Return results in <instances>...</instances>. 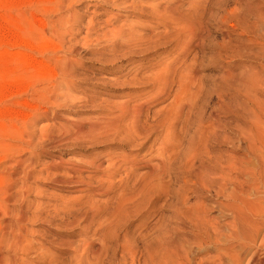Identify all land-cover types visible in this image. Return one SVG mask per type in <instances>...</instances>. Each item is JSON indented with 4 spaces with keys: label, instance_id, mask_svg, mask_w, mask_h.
I'll list each match as a JSON object with an SVG mask.
<instances>
[{
    "label": "rangeland",
    "instance_id": "1",
    "mask_svg": "<svg viewBox=\"0 0 264 264\" xmlns=\"http://www.w3.org/2000/svg\"><path fill=\"white\" fill-rule=\"evenodd\" d=\"M173 61L165 89L158 78ZM191 73L193 110L175 123L180 153L157 178L165 129L124 141L131 106L145 102L143 121L170 124L178 81ZM107 117L117 124L108 143L77 133ZM192 141L237 166L223 195L218 177L206 190L182 168ZM263 145L264 0H0L3 264L12 238L21 264H230L225 251L243 252L234 208H264ZM110 157L123 162L111 179L87 164Z\"/></svg>",
    "mask_w": 264,
    "mask_h": 264
},
{
    "label": "bare ground",
    "instance_id": "2",
    "mask_svg": "<svg viewBox=\"0 0 264 264\" xmlns=\"http://www.w3.org/2000/svg\"><path fill=\"white\" fill-rule=\"evenodd\" d=\"M191 35L192 36L189 38L190 41L188 40V42H190V43L193 40L197 39L195 31ZM135 40H137V39H135ZM133 42H135V41H133ZM198 42H200V41H198ZM175 64H176L175 61L170 62L167 65L168 67L166 68V71L168 70L167 73H162L158 78L159 83L165 89H167L168 86L171 87L172 84H175L174 80L172 79L171 74H170L172 72V68L174 67ZM196 77L197 76L195 73H191V75H188L185 78L182 77L179 79V81H178L179 89H178V92H176L177 93L176 100H179V102L175 103L174 108L172 110V114L170 113V124H148L147 121H143V119L141 118V115H142V111L145 109V106H146V105L144 106L145 102H140L138 104L136 103L133 106H131V112H133L132 113L133 124H131V127L128 129L129 137L127 138V140L124 139V141H126L127 143H130V144H134L137 142H139L141 144H145L148 141V139L150 138V136L155 132V130H157L158 128H164L165 129L166 135L164 136V138L162 140L161 149L158 150L156 152V155L154 156L156 161L153 165V173L151 172L152 174H155V176L157 178L168 173L170 171V169L173 168L172 166L175 164L177 156L180 153V149H181L182 144H181L180 135L178 134V131H177L178 124H175V123H176V120L179 118L181 111H183L185 108H188L187 109L188 111L193 110L192 108L194 106V101H192V93L195 92L194 89L198 85V81H197ZM127 107L128 106L124 104L123 107H121L122 111H125V109L127 110ZM113 119H114L113 117H107L106 120H103V121L101 120L100 122L92 123V124H89L88 126H85V127L79 126L77 129V133L81 135V136L79 135L81 138L90 139L89 141L92 140L95 142H107L108 143L109 141H111L109 133L117 127V124H113ZM204 134H205V132L201 133V135H204ZM190 148H191V152L189 154H187V159L184 161L182 168H184L185 171L188 170L187 174H189L188 173L189 171H191L192 173L194 172L193 173V177L195 180L194 183L197 184V186L198 185L201 186L202 189L208 190L211 187V185H210L211 182H210L209 178L217 179L216 177H218V179H219V182H218L219 191L217 194L223 195V192L226 190L225 189L226 184L231 179L230 171L231 170H237L238 169L237 166L234 163L230 162L229 160H225L224 158L222 159L219 156H217V158H215V159H210L208 156H205V155L201 156V154L194 147L193 141L190 144ZM262 149L264 150V145L262 146ZM118 158H120V156ZM263 158H264V151H263ZM108 160L109 161L105 167H104L103 163L97 162L94 160L88 162L87 164L90 165L91 167L96 166V168L104 170L103 171L104 176L106 175V178L111 179L115 174L118 173L119 169H121V167L123 166V162L120 160H114L113 157H110ZM123 161L126 162L127 160L124 158ZM197 162L200 166L204 167V169L194 170L193 167H194V165H196L195 163H197ZM262 165L264 167V159L262 161ZM79 170H81V168L80 169L79 168L77 169L75 167L69 168V171H71V173H73V172L75 173L76 171H79ZM258 174L259 175L256 177H259L258 179L261 180L259 183H262L264 185V168L262 170H260L258 172ZM69 180H70V178H69ZM184 201L186 202V200H184ZM243 203H244V200H243ZM186 204L188 205L187 202H186ZM182 206H184V205H182ZM121 208H123V207H121ZM222 211H223V209H222ZM230 211H231V209H230ZM234 211L235 212L233 214L235 217V221L233 222V226H232L234 239H236L239 242L243 252L225 251V254H227L229 256L230 264H264V208H263V206L260 204H251V203L245 202L243 204V206L235 207ZM178 213H180V215H181V213H183V212L180 211ZM186 215H189L188 211L186 212ZM196 222L197 221H195L194 224H198ZM207 222H208V219H207ZM18 224H19V221H18ZM197 226H200V225H197ZM13 228H15V227H13ZM199 229H202V226ZM11 230H10V232H11ZM14 231H15V229H14ZM208 232L209 231H207V233ZM205 233H206V231H205ZM217 236H219V235H217ZM217 236H215L216 239H218ZM231 236L233 237V235H231ZM9 237L10 236H8V239H9ZM12 239H11L10 243L14 247H12L13 249H11V248H9V249L11 252L13 251L12 252L13 254H11V257L9 256L10 257L9 262H6L5 264H21V258H19L20 255L18 257V254H16V253H19V251L18 252L16 251V248H17V250L19 249L18 246L20 245L21 240L17 239V238H14L13 240ZM196 240H198V239H196ZM198 244L201 248L202 244L201 245H200V243H198ZM3 245L4 244L2 242V246ZM0 247H1V245H0ZM9 247H11V246L9 245ZM169 249H170V247H168V250ZM174 250H176V249H174ZM176 251H179V250H176ZM170 252L172 253V251H170ZM178 254H180V253H178ZM3 256L5 257V255H3ZM9 257H7V258H9ZM180 257H181V255H180ZM182 258L188 259L189 257L187 256V254H182ZM178 259H181V258H178ZM208 259H210V258H208ZM221 261H222V259H218V262L216 261V259H214V260L210 259L208 264H225ZM182 262L180 261L179 263L182 264ZM174 263H177V262H174ZM0 264H3V257H0Z\"/></svg>",
    "mask_w": 264,
    "mask_h": 264
}]
</instances>
